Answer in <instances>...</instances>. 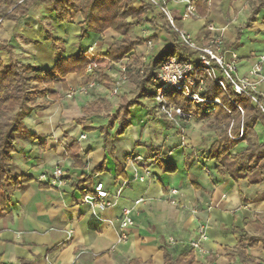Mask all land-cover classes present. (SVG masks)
Segmentation results:
<instances>
[{
  "label": "crops",
  "instance_id": "1",
  "mask_svg": "<svg viewBox=\"0 0 264 264\" xmlns=\"http://www.w3.org/2000/svg\"><path fill=\"white\" fill-rule=\"evenodd\" d=\"M186 1L198 4V17L183 19ZM134 4L138 7L140 0H134ZM167 6L179 28L188 31L199 45H205L212 35L218 36L226 60L236 56L240 77L261 65L258 93L264 94V8L256 22L247 26L253 14L252 0H167ZM106 11L105 1L100 21ZM166 20L153 8L141 24L131 17L127 19L134 25L131 36L146 39L135 49L144 65L133 70L136 74H143L151 57L174 44L175 37L167 31ZM82 21L80 14H71L68 22L60 24L48 1L32 6L19 22L1 20L0 61H17L49 70L59 56L69 58L79 52L105 54L115 40L121 39L108 30L102 34L88 32L81 40ZM209 27L216 32L210 33ZM123 66L127 69V60L108 68L111 84L97 80L99 85L89 95L77 93L73 99L67 98L68 92L92 80L90 72L85 77L70 74L65 85L54 83L55 98H39L24 111L15 134L12 173L34 180L14 194L0 220L2 263L20 264L24 260L33 264H129L141 260L163 264L162 247L167 246L174 256L185 253L191 250L190 240L198 236V230L206 227L209 239L204 247L208 253L201 255L195 251L197 259L208 264H242L236 249L240 235L233 230L253 235L254 230L244 221L264 223V174L256 171L240 183L220 174L218 164L208 159L217 140L208 120L193 115L192 120H184L178 127L156 114L154 101L153 112L146 109L151 102L147 100L145 107L131 110L130 126L124 135L114 140L120 127L116 122L108 129L106 139L101 128L109 123L107 115L117 112L123 97L135 96L136 85L130 84L128 70V80L121 92L116 97L110 95V88L123 75ZM128 85V91L134 88L133 97L124 91ZM98 102L101 112L84 113V109ZM215 112V108L211 112L206 109L207 114ZM254 133L258 142L263 143L264 124L256 123ZM240 137L234 138L228 155L247 148ZM74 142L80 147L79 164L67 153ZM130 155L133 161L127 162ZM160 161L176 167V172H164ZM101 165V170L93 173ZM57 166L68 173L66 186L42 187L46 183H41L39 177L53 172ZM261 166L264 168V161ZM118 167L124 170L121 177L117 175ZM136 174L144 181L135 179ZM88 177L76 188L78 182ZM100 182L110 192L113 205L94 214L84 202V193H92ZM171 189H177L179 195L173 196ZM141 199L143 202L136 205ZM172 199L177 205L170 203ZM124 208L131 209L134 225L128 231L127 241L122 242ZM170 238L175 245L169 243ZM247 253L253 264H264L261 246L248 249Z\"/></svg>",
  "mask_w": 264,
  "mask_h": 264
},
{
  "label": "trees",
  "instance_id": "2",
  "mask_svg": "<svg viewBox=\"0 0 264 264\" xmlns=\"http://www.w3.org/2000/svg\"><path fill=\"white\" fill-rule=\"evenodd\" d=\"M43 1L50 3L51 11L56 15L60 24L68 22L71 14L82 16L83 21L80 25L84 27L79 35L81 40L86 38L88 32L102 34L108 30L119 34L121 39L115 40L105 54L79 52L69 58L59 56L56 64L49 70H42L37 66L25 65L17 61L9 64L0 61V220L4 217L14 194L34 180L32 177L16 176L12 173L13 156L16 152L15 134L19 129L23 113L29 107L34 106L39 98H55L54 83L61 82L65 85V79L70 74L85 77L88 75V68L91 67L89 80H100L109 85L112 80L107 76L108 68L127 60L129 76L136 85L135 96L133 99L123 97L117 112L114 115H107L108 125L101 128V132L107 139L108 129L119 122L120 127L114 137L116 140L129 128L131 110L136 107H145V100L153 101L156 90L154 79L161 65L172 56L179 61H187L194 57V54L179 43L177 34L166 20L167 31L175 37L174 44L166 47L160 55L151 57L144 67L143 74L131 75L133 70L144 66L135 54V49L143 45L146 39L131 36V29L134 25L127 19L131 17L137 20L138 24L143 22L147 14L152 11V7L145 0H140L138 7L134 4V0H106L107 11L102 21H96L93 15V9L99 0H0V21L19 22L29 14L32 6ZM252 4L253 14L247 26L256 22L258 14L264 8V0H252ZM175 23L179 27L176 20ZM202 96L210 100L219 98L222 106L212 105L216 112L210 115L206 113V107L197 106L191 100L177 94H170L169 101L180 106L186 113L208 120L210 127L216 131L217 140L211 147L208 159L218 164V172L229 175L236 183L247 179L256 171L264 174V168L261 166L264 161V142L259 143L254 133L256 123L264 124V114L259 106L254 105L248 96L233 93L230 87L228 93H225L209 79ZM101 106V103H95L84 109V113H99ZM239 108L244 111V115L241 114ZM153 111L150 110V112ZM242 129L243 135L241 136ZM239 137L241 141L247 143V148L236 155H228L234 144V138ZM79 152L80 147L77 142L67 148L68 157L72 158L76 164L80 163L77 156ZM160 165L166 173L176 172V167L166 162L160 161ZM102 166L95 168L93 173L97 174ZM117 175L123 176L124 170L118 167ZM88 179L89 177L78 182L76 188ZM87 194L84 193V195ZM244 223L254 230V234L251 235L240 229L233 230L235 234L240 235L236 247L237 254L242 264H253L247 250L261 246L264 251V223L260 221H244ZM161 252L163 264H208L199 261L192 248L178 256H174L167 246L162 247ZM0 264H4L2 255H0ZM20 264L33 263L21 260ZM129 264H152V262L143 263L141 260H133Z\"/></svg>",
  "mask_w": 264,
  "mask_h": 264
},
{
  "label": "built area",
  "instance_id": "3",
  "mask_svg": "<svg viewBox=\"0 0 264 264\" xmlns=\"http://www.w3.org/2000/svg\"><path fill=\"white\" fill-rule=\"evenodd\" d=\"M153 9L159 11L164 15L169 22L172 29L178 36L179 43L185 47L194 57L187 61H179L176 57H169L160 67L154 82L156 90L154 95L155 112L158 116L164 118L166 121L180 126L184 120L190 121L193 115L186 113L180 106L169 101L170 94H177L185 99L191 100L197 106L206 107L209 112L214 111L213 106H222L220 99L210 100L204 98L202 95L206 91L207 80H211L218 85L225 93H228L229 87L233 93L240 96H248L254 105L259 106L264 114V94L258 93V86L262 81V66L257 65L252 68L247 76H239V63L236 56L232 60H226L221 50V39L212 35L205 45H199L192 37V35L179 28L175 19L170 13L167 6V0H145ZM206 1V0H205ZM187 8L183 14V19H192L198 17L197 8L191 1H186ZM210 33H215L214 27H209ZM264 60V57H262ZM92 68H88L91 72ZM122 76L110 88L111 97H116L127 83V69L122 67ZM98 82L93 80L87 85L80 86L78 89H71L67 98L73 99L75 94L89 95V93L98 86ZM213 105V106H212ZM240 109V108H239ZM241 113L243 111L240 109ZM243 134V131H242ZM84 138V137H83ZM136 160H142L141 157H136ZM132 155L127 157V162H132ZM206 172L209 171L206 169ZM68 173L63 167L57 166L53 172L42 174L39 177L41 183H46L52 187L63 188L66 186ZM135 179L143 182L144 178L137 174ZM127 184L126 182L124 185ZM122 193V189L118 190V195ZM170 193L173 196L179 195L177 189H171ZM84 202L88 204L94 214L111 207L113 201L110 192L106 189L103 183H98L92 193H88ZM143 202V199L135 202L136 205ZM172 205H177V201L172 199ZM131 209L124 208L121 215V241L125 242L128 239V231L134 225L131 217ZM206 227H201L198 230V236L190 240L191 248L199 252L201 255L208 253L204 247V243L208 241ZM169 243L175 245L173 238L169 239Z\"/></svg>",
  "mask_w": 264,
  "mask_h": 264
},
{
  "label": "rangeland",
  "instance_id": "4",
  "mask_svg": "<svg viewBox=\"0 0 264 264\" xmlns=\"http://www.w3.org/2000/svg\"><path fill=\"white\" fill-rule=\"evenodd\" d=\"M106 1V0H105ZM105 1L104 0H99L97 3H96V6L94 7V9H93V15H94V17H95V19H96V21H100V19L102 18V16L104 15V12H105ZM136 73L135 72H133L131 75H135ZM129 80H130V84H132V85H135L133 82H132V79H131V77L129 76ZM128 87H129V85L124 89V91L125 92H128V96L129 97H133V92H132V89H134V88H132V87H130L131 89L128 91ZM134 87V86H133ZM125 92H123V93H125ZM122 93V94H123ZM122 94H120V95H122ZM148 104V107L146 108L147 110H151L153 107H154V104L152 103V102H149V103H147ZM139 111H140V109H139Z\"/></svg>",
  "mask_w": 264,
  "mask_h": 264
}]
</instances>
